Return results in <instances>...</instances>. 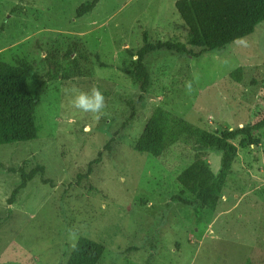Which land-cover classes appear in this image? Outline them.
I'll list each match as a JSON object with an SVG mask.
<instances>
[{"label":"rangeland","instance_id":"374dc122","mask_svg":"<svg viewBox=\"0 0 264 264\" xmlns=\"http://www.w3.org/2000/svg\"><path fill=\"white\" fill-rule=\"evenodd\" d=\"M88 1L0 0V60L32 63L41 126L37 138L0 144V264H65L80 236L104 245L96 264H263L264 129L246 147L221 131L264 117V19L225 48L151 53L141 92L129 71L143 31L186 42L175 0H98L76 16ZM92 86L105 98L99 120L65 91ZM148 118L164 131L160 157L133 147ZM37 164L43 174L9 203L20 170Z\"/></svg>","mask_w":264,"mask_h":264},{"label":"trees","instance_id":"16d2710c","mask_svg":"<svg viewBox=\"0 0 264 264\" xmlns=\"http://www.w3.org/2000/svg\"><path fill=\"white\" fill-rule=\"evenodd\" d=\"M97 1L90 0L78 5L76 16L79 17L90 11ZM175 8L187 27L186 42L170 39L150 41L148 32L143 31L142 45L136 49L137 59L129 71L139 83L141 92L146 90L152 80L151 68L147 63V57L151 53L167 49L197 55L187 47V44L206 49L225 48L229 42L251 32L258 21L264 19V0H175ZM130 52L132 50L128 49L127 53ZM75 61L73 59L74 66H76ZM48 63L50 68L57 69L55 59L54 61L48 60ZM240 70L236 69L231 74L240 75ZM32 74L33 65L26 59L17 58L13 63L0 60V144L26 141L37 138L39 135L41 126L35 117L39 94L32 95L27 85V80ZM65 76L70 77L68 74ZM135 115L137 116L136 105L132 106V111L121 123L120 128H124L129 121L135 118ZM260 129H264V117L233 130H222L221 134L224 139L241 135L239 144L246 147L260 143V137L255 135V131ZM115 135L120 137L121 133H115ZM211 139L212 137L208 136L207 142H212ZM133 147L139 152L150 153L155 157L162 156L164 131L154 119L146 120ZM105 149H109V143L106 144ZM102 155L103 150L98 151L97 155L88 162L85 172L76 174L77 181L89 176L94 165L101 161ZM43 172L44 167L41 164L35 165L28 171L21 169V182L12 189L8 197L9 203L13 201L18 191L26 186L27 181L37 174H43ZM42 181L53 183L51 179L47 178H42ZM208 190L205 189L199 197L204 196ZM197 200L185 199V202L190 203ZM197 206V208H203L200 203ZM197 215H199V210H197ZM103 251L104 245L101 242L80 236L65 264H96Z\"/></svg>","mask_w":264,"mask_h":264},{"label":"clouds","instance_id":"9594fccd","mask_svg":"<svg viewBox=\"0 0 264 264\" xmlns=\"http://www.w3.org/2000/svg\"><path fill=\"white\" fill-rule=\"evenodd\" d=\"M240 42L246 43L242 38ZM185 88L191 94L193 91L192 82H186ZM65 91L73 94L70 100L73 108L78 109L82 113L91 114L95 120H99L104 115L105 98L99 88L92 86L89 92H84L73 87Z\"/></svg>","mask_w":264,"mask_h":264}]
</instances>
